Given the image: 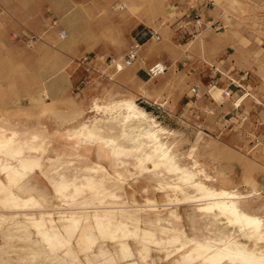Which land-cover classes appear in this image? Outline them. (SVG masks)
I'll return each instance as SVG.
<instances>
[{
  "label": "rangeland",
  "instance_id": "obj_1",
  "mask_svg": "<svg viewBox=\"0 0 264 264\" xmlns=\"http://www.w3.org/2000/svg\"><path fill=\"white\" fill-rule=\"evenodd\" d=\"M208 1L213 2L212 13L221 27L182 38L171 25L175 15L172 0H0V95L16 102L13 106L21 110L25 125H34L33 118L40 117L41 123L37 120L36 125L47 124L58 132L22 138L15 131L5 134L6 139L18 142L36 140L21 147L18 143L0 146V173L7 179H0V264H139L141 260L158 264L150 257L152 246L166 252V264H210L202 258L181 257L177 247L183 239L170 242L162 233L182 232L177 231L176 212L188 233L193 232L190 226H197L200 234H226L238 246L242 243L264 249V239L258 234L241 232L237 224L213 213L200 217L199 210H221L215 204L222 197L195 198L201 190L184 171L181 175L154 168L149 160L147 172L134 166L151 152L148 124L123 132L116 143L111 141L120 154L118 169L130 163L132 177L114 175L107 147L100 150V158L93 156L99 162L106 160L108 166L103 165L109 170L103 185L97 182V193L88 188L85 166L91 163L89 154H94L100 144L91 145L88 135L84 140L70 138L67 132L92 115L91 105L96 99L107 103L135 100L150 114L160 115L162 123L158 121L164 127L176 131L168 141L175 143L182 163L198 155L213 177L210 184L216 189L240 191L242 204L264 216V140L253 123L259 119L264 124V0ZM60 27L66 30L63 38L57 34ZM141 27L144 29L138 33ZM150 30L157 31L160 39L150 38ZM209 31L229 39V55L234 53L237 63L248 71L249 94L241 104L250 113V120L239 126L232 119L242 132L238 140L218 133L216 127H222L223 122L210 113L202 114L199 107L203 102H195L194 64L201 52L197 40L209 39ZM134 43L138 44L137 58L125 65L122 57ZM111 59L117 61L111 63ZM163 60L178 63V67L166 68L164 74L149 72L154 64L164 65ZM214 89L210 90L212 96ZM203 100L211 101L207 95ZM215 100L220 102L223 97ZM41 140L46 143L39 148ZM63 149L68 154L62 155ZM165 161L171 164L168 157ZM34 168L47 178L51 191L21 181L29 179ZM74 174L83 176L73 183ZM182 178L188 180L186 185ZM76 185L83 188L78 197L70 195ZM133 189H142L137 197H130L131 205L141 208L132 215L141 224H135L132 217L128 223L122 218L121 223L114 207L125 200V193L132 195ZM106 191L116 196H106ZM37 203L39 206H34ZM207 204L210 207L201 209ZM187 210L195 222L188 223ZM148 221L158 223L162 232H143L140 227H150ZM18 223L26 226L22 229L30 232V237ZM48 229L52 231L49 234ZM225 264L233 262L226 260Z\"/></svg>",
  "mask_w": 264,
  "mask_h": 264
},
{
  "label": "bare ground",
  "instance_id": "obj_2",
  "mask_svg": "<svg viewBox=\"0 0 264 264\" xmlns=\"http://www.w3.org/2000/svg\"><path fill=\"white\" fill-rule=\"evenodd\" d=\"M157 66L159 69L163 68L162 64L158 63ZM91 110H92V115L89 118H86L83 122H81V125L78 126L77 128L75 127L73 130H68L67 132L70 135V138L73 137V138H76L78 140H84L83 137L88 135L90 137V138L88 137V139L90 140L91 145L98 142L100 145H98L97 150L93 154V156H95L97 158L101 157V151L100 150L103 147H107V149H110L111 150L110 151V154H111L110 158L113 161L112 166L114 169L113 172H114L115 176H117V175L128 176V177L133 176L132 170H131L132 165L130 163H126V168H122L121 170L118 169L119 165L117 164L116 160H118L120 154L117 152L118 148H117V144L115 145V143L118 142L117 140L119 139L120 134H122L125 131L126 132L131 131L132 129L140 127V126H142V124L143 125L148 124V126L151 129L150 131H152V135H150L151 139L149 137L150 142H151V144H150L151 145L150 146L151 152L146 157L139 158L134 166H137V167L139 166L138 168H140L141 172H147V171H149V166H147V161L149 160L153 164L154 168L161 167V168H163V170L178 172L181 175H182L181 172L184 171L185 174H187L191 177V179H189V180L191 182L194 181L195 182L194 184H196L195 186H197V188L199 190H201V192H200L201 195H199L198 197H195V198L202 199V198H206V197L208 198V197H215V196L220 197V198L222 197L221 198L222 201L221 202L218 201L215 204L216 206L213 204L215 207H218L221 210H199V212H200L199 216L200 217H202L203 215H207L209 213H213L215 215V217H217L219 215L220 217H223L226 220L230 221V223L237 224L239 226L241 232L242 231L247 232V234H248V232L251 234H258L260 236V239H264V216L258 212H255L251 209H248L247 207H245V205L242 204L240 196H239L241 194L240 191L234 190V189L230 190V191L223 190V189H216L212 184H210L209 181H211L213 177L208 173L206 168L203 165H201V162H200V159L198 158V155H196L195 158L193 160H191L189 163H185V164L182 163L180 161L181 153H179L175 143L168 141V136H170L171 134H174L176 131L170 130V129H167L166 127H164L154 115L150 114L145 108L138 105L135 100H120V101L117 100V101H114L111 103H107L101 99H96L91 105ZM144 129H146V128H144ZM70 132H72V133H70ZM142 134H143V132H142ZM31 136H29V137H31ZM6 138H7V136L4 133L0 132V146L6 147L7 145L12 144V143H18L19 146L21 147V146H23V144L29 143V141L36 140L35 138H30V139L28 138L27 140H24L23 142L22 141L18 142V140L16 141V140L6 139ZM120 138H122V137H120ZM146 139H148V138L146 137ZM111 141H115V143L112 144ZM120 141L121 140H119V142ZM44 143H46V142L44 140H41L38 144L39 148L42 147L41 145H43ZM122 143H124V142H122ZM148 145H149V143H148ZM145 146H144V148H146ZM123 147L126 148L125 146H123ZM125 151H126V149H125ZM135 151H137V150H135ZM121 152H123V151H120V153ZM63 153L68 154L66 149L62 150L61 154L63 155ZM102 154H103V152H102ZM95 157L90 158L91 163L88 164L87 166H85V167H87L86 170H88V172L85 174L86 175L85 179L89 185L88 188L91 191H93L94 193H97V190L99 189V186L97 187V185H96L97 182L100 183V185L101 184L103 185V183H101V182L104 181V179H106L105 173H109V170H107L104 167V165L98 161L99 159H97ZM167 157L169 158L170 163H171L169 166L167 164L168 162L166 163V161H165V158H167ZM82 176H79L78 174L72 175L71 176V180H72L71 182H73L74 180H78ZM182 180H183L182 182H184L185 185L188 183V180H185L183 178H182ZM182 186H184V185H182ZM177 187L179 189L178 185H177ZM88 188H87V191H88ZM91 191H89V192H91ZM82 192H83V188L79 187V185L78 186L76 185L74 187L73 191L70 193V195L77 196V195L81 194ZM93 192L91 193L92 196H93ZM102 192H103V190H102ZM139 192H142V189H140V191H138L137 189H133L132 193H131L132 195L125 193L127 195L125 200L122 203H119L120 204L119 206L114 207V210H118L115 212L118 213L117 218L120 219L121 223H123L122 218L125 219L126 223H128L129 221H131L130 217H132V215L136 214V211L141 210V208H138L139 206H137V204L131 205V203H130L131 202L130 197L134 196L136 193H139ZM105 193H107L106 196H111V197L113 196L112 198H114L116 196L114 192H107L106 191ZM113 193H114V195H113ZM165 196H170V195L166 194ZM120 197H122V196H120ZM31 198H34V197L31 196ZM190 198H192V197H189L187 199H190ZM73 199H71V200H73ZM34 200H36V199H34ZM149 202H152V201L150 200ZM114 203H116V202H114ZM20 204H22V203H20ZM37 204L38 205L35 204L34 206H39L40 203H37ZM109 204H111V203H109ZM203 204H205V203H203ZM31 205H33V204H31ZM117 205H118V202H117ZM209 205L210 204H207L206 207H201V209H206V208L210 207ZM211 205H212V203H211ZM34 206H32V209L34 208ZM27 208H29V207H27ZM171 215H173V214H171ZM185 216H186V220L188 221V223L195 222L194 218L192 217V215L189 214L188 210L185 212ZM13 218H14V215H13ZM133 218L134 217H132V219ZM175 218L177 220V225L179 227L177 231H179V232H180V230L182 231L179 234L172 232V230L162 232V230L160 229L162 227L159 228L157 226L158 223L150 222V221H148L150 223V227L142 228V226H141L140 228L146 234H151L153 231L160 230V232H162L164 235H166L168 241H170V242H173V240H176V243H177L178 238H182L184 241L183 240L180 241L179 246L177 247V252L179 253V255L181 257L183 256L184 258H189V259L202 258V260H204V262L207 260L210 262V264H225L226 260H230V263L233 262V264H264V249H255V248H252L250 246V244L244 245L242 243H240L241 246H238V243H231V241L234 242V240L230 241V236L226 235V234H219V236H218V234L212 235L210 232L200 234V233H198V232H200V228H198L197 226H190V228L193 232L188 233V232H186L184 226H182V224H181V216L179 215V213L177 214V212H176ZM14 221H15V219H14ZM138 221H139L138 218L133 219V222H135V224H141V223H138ZM142 221H143V219H142ZM16 224L17 223H15V225ZM146 224L148 225V223H146ZM27 227H29V226H27ZM18 228L26 229V226L23 225L22 223L21 224L18 223ZM24 229H22V230H24ZM27 230H30V229H27ZM173 230H176V229H173ZM24 231H25V234H28L26 236L30 237V235H31V234L29 235L30 232H27L26 230H24ZM47 231H48L47 234H49V232L50 233L52 232L51 229H48ZM50 237H52V236H50ZM34 242H36V240ZM0 250H1V248H0ZM130 255L134 256L131 253H130ZM132 258L134 259L135 257H132ZM254 260H256L257 262L256 261L254 262ZM136 263H137V261H136ZM163 264H166V263H163Z\"/></svg>",
  "mask_w": 264,
  "mask_h": 264
},
{
  "label": "crops",
  "instance_id": "obj_3",
  "mask_svg": "<svg viewBox=\"0 0 264 264\" xmlns=\"http://www.w3.org/2000/svg\"><path fill=\"white\" fill-rule=\"evenodd\" d=\"M212 10L213 8L210 11V22L214 23L215 27L207 25V27H205L197 36H201L203 32L208 31L209 28L215 32L216 29L221 27L218 18L214 13H212ZM143 29L144 27H141L140 30H137V32L140 33ZM208 34L209 39L205 37L197 40V45L201 48V52H199L198 58L196 59L197 62L194 64V69L197 73V82L194 84V86H197L196 92L199 93L196 94L198 96V100L195 102H203V104L201 103V106L199 107L202 114L210 113L212 118L217 119L218 122H223L222 127H216L218 133L231 136L232 138L238 140L240 139V133L242 132L236 125L233 124L234 122H232V119H235V123L239 124V126L246 124L250 120V113L247 112L241 104V101L244 100V98L249 94L246 87L248 83V71L242 68V64L237 63L234 53L229 55L228 38L213 35L211 31H209ZM163 63L164 65L162 66L165 67L164 71L162 72L163 74L165 73L166 68L174 69L175 67H178V63L176 65V63H169L166 60H163ZM211 88H215L212 92L213 96L210 94ZM223 90L230 91V96L224 97ZM243 92L245 93L243 94ZM205 95H207L211 101H201L202 98H205ZM220 97H223V100L216 103L215 99ZM240 97V104L236 103V99ZM13 102L16 104V102L14 100H10L9 97L0 95V130H3L2 132L4 134L9 135L12 133V131H15L19 138H22L24 135H57L58 132H55L54 127H50L47 124L45 126H41L39 124L36 125L37 123L35 122L37 120H39L38 122L41 123L40 117L33 118L34 125H27V123L25 125L23 122L24 116L21 113V110L19 107L13 106ZM153 115L158 120L160 119V115ZM243 116H245V118H243ZM159 121L162 123V120ZM253 123H255V127L261 130L260 136H262V139L264 140L263 122H261L259 119H256L253 121ZM224 124H226V126H224ZM243 131V133L248 134L247 131ZM52 145L55 146L57 143H52ZM89 156L93 158V154H89ZM101 162L105 166H108V162L106 160H101ZM0 179L3 182H7L4 173H0ZM21 181L34 183L38 188L43 187L48 191H51V187L47 178L38 168H34V170L29 175V179H24ZM137 195L138 193H136V197ZM172 220L175 222L174 219ZM172 224H176V222ZM152 247L153 253L151 252L150 257L155 263L163 264L168 261L166 259L165 251L158 249V247ZM139 264L145 263L143 260H141L139 261Z\"/></svg>",
  "mask_w": 264,
  "mask_h": 264
},
{
  "label": "built area",
  "instance_id": "obj_4",
  "mask_svg": "<svg viewBox=\"0 0 264 264\" xmlns=\"http://www.w3.org/2000/svg\"><path fill=\"white\" fill-rule=\"evenodd\" d=\"M213 2L208 0H172L171 7L174 11L175 15L173 18V21L171 23L173 30L177 35L180 37H195L198 35L203 27H207V25L215 27V24L210 22L211 15L210 11L213 7ZM55 24V23H53ZM162 25L165 24V22H161ZM150 38H153L155 40L160 39V34L155 30H150ZM57 34L63 38L66 36V30L64 28H58ZM137 48L138 44L134 43L131 44L124 56L122 57L123 62L125 65H131L134 60L137 58ZM86 60V58L83 60V62ZM116 59H111V63H115ZM88 65V64H86ZM90 69V66L87 67V70ZM165 67L158 68L157 64H154L149 68L150 73H160L163 72ZM157 71V72H156ZM197 86L193 87V90L196 92ZM223 96L229 97L230 91L223 90ZM245 118V116H243Z\"/></svg>",
  "mask_w": 264,
  "mask_h": 264
}]
</instances>
